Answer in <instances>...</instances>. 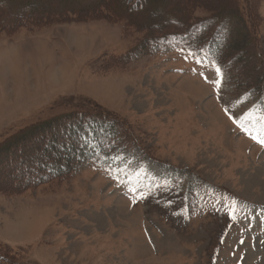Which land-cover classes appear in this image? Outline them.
<instances>
[{
	"label": "rangeland",
	"instance_id": "obj_1",
	"mask_svg": "<svg viewBox=\"0 0 264 264\" xmlns=\"http://www.w3.org/2000/svg\"><path fill=\"white\" fill-rule=\"evenodd\" d=\"M239 2L253 33L237 63L212 61V44L162 43V16L120 0H39L101 15L0 30V144L72 113L82 141L68 177L0 189V264H264V93L251 87L264 0ZM219 4L192 2L191 20Z\"/></svg>",
	"mask_w": 264,
	"mask_h": 264
},
{
	"label": "trees",
	"instance_id": "obj_2",
	"mask_svg": "<svg viewBox=\"0 0 264 264\" xmlns=\"http://www.w3.org/2000/svg\"><path fill=\"white\" fill-rule=\"evenodd\" d=\"M195 1L197 0H120L128 11L135 9L148 13L151 20L153 17L162 16V43L167 41L182 44L186 39L185 41L193 44L196 50L203 49L206 44H212L215 49L202 50L210 55L212 61L225 64L226 59H230L237 63L238 59L232 52L234 49L241 48L245 42L252 40L251 22H247L246 18L249 12L243 13L239 8V0H205L210 5L220 3L219 7L208 17L191 20L189 6H192V2ZM38 3L39 0H0V30L12 31L19 27L42 24V22L51 23L62 19L69 21L73 19V16L84 19L87 15L89 17L101 15L99 4L76 11L68 9L48 13L45 11L46 8L38 6ZM244 4L248 8L247 2ZM236 30L242 33H237ZM154 38L155 35L150 39ZM251 84L252 88L262 89L264 92V75ZM92 114L101 117L104 122L109 121L113 126L119 123L101 110H93ZM73 116L74 113L37 122L18 130L10 138L1 142V190L24 191L42 183L66 178L73 172L76 164L80 162L76 151L78 152L82 142L74 131H68L71 128L66 125L67 120ZM122 133V135L119 134V138L129 145L125 142L129 139L124 135L123 129ZM95 138L99 142L100 152L112 150L108 135L97 131ZM69 144L72 147L67 149ZM52 164L58 167L56 173L49 168ZM62 165H65V168H62ZM34 178L35 183L39 180L36 185L32 183Z\"/></svg>",
	"mask_w": 264,
	"mask_h": 264
},
{
	"label": "snow or ice",
	"instance_id": "obj_3",
	"mask_svg": "<svg viewBox=\"0 0 264 264\" xmlns=\"http://www.w3.org/2000/svg\"><path fill=\"white\" fill-rule=\"evenodd\" d=\"M218 72H219V70H218Z\"/></svg>",
	"mask_w": 264,
	"mask_h": 264
}]
</instances>
